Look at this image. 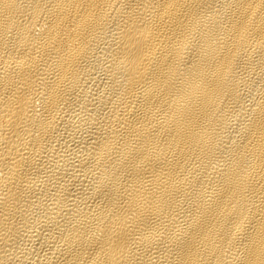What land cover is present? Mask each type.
I'll list each match as a JSON object with an SVG mask.
<instances>
[{
	"label": "bare ground",
	"instance_id": "1",
	"mask_svg": "<svg viewBox=\"0 0 264 264\" xmlns=\"http://www.w3.org/2000/svg\"><path fill=\"white\" fill-rule=\"evenodd\" d=\"M0 264H264V0H0Z\"/></svg>",
	"mask_w": 264,
	"mask_h": 264
}]
</instances>
